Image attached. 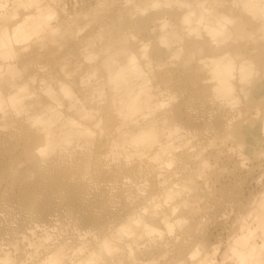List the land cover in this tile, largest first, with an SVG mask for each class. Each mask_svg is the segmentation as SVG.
Wrapping results in <instances>:
<instances>
[{"label": "bare ground", "instance_id": "1", "mask_svg": "<svg viewBox=\"0 0 264 264\" xmlns=\"http://www.w3.org/2000/svg\"><path fill=\"white\" fill-rule=\"evenodd\" d=\"M15 1L2 17L0 60L22 62L23 75L16 81L19 72L8 64L0 83V179L11 180L5 185L18 195L1 199L0 264H123L122 255L136 263L134 249L155 251L147 241L167 250L163 237L184 223L174 218L177 206L169 207L179 181L208 165L204 144L231 140L236 115L225 107L237 104L235 85L253 75L232 49L249 20L233 36V19L203 0ZM7 3L0 0V12ZM227 5L259 21L264 34V0ZM143 37L153 41L150 51ZM18 47L30 53L21 56ZM193 52L203 55L191 66ZM199 74L208 76L201 84L209 96L180 94L167 108L180 78L186 85ZM34 81L37 96L27 92ZM215 100L222 105L212 118L202 108ZM203 191L196 183L179 204L201 200ZM261 203L252 221L263 239L247 247L246 237L241 264H264ZM207 258L194 261L216 263Z\"/></svg>", "mask_w": 264, "mask_h": 264}, {"label": "rangeland", "instance_id": "2", "mask_svg": "<svg viewBox=\"0 0 264 264\" xmlns=\"http://www.w3.org/2000/svg\"><path fill=\"white\" fill-rule=\"evenodd\" d=\"M178 1L185 2L188 0ZM203 1L207 8L215 7L225 12L227 16L229 15L230 18L233 19L232 28L229 27V31L232 32L233 36L242 31L238 26L242 23L243 18L249 20L243 30L245 32L244 39L234 44L232 53L247 59L252 64L253 75L248 85H235V96L236 98L238 97L237 104L232 107L230 106L229 109V106L225 107L226 105H223L229 110L227 111L228 113L230 112L229 116H237L231 117L232 126L230 127L232 129L229 128L231 140H216L211 145L204 144L205 147L203 146L204 151L202 157L206 160L208 165L206 167H199L198 173L194 176L195 178L191 177L192 181L184 177L179 181V195L172 202L173 204H169V207L171 205L177 206V213L174 218L179 217L184 220V223L182 226L176 227L171 235L163 237L164 242L167 243V250L163 252L160 250L161 242L152 243L151 241H147L146 244L151 245L152 249L155 251L152 252L150 250L149 252H145L142 249L138 252L134 249L136 253V263H133L125 255H122L124 259L123 264H142L148 260L152 262L150 264H196L197 261L194 260L198 259V255L194 257V260L193 258L190 260L187 258L188 254L194 250L200 251L198 261L208 257L207 259H211L210 261H212V263L216 262L213 264H241L240 252H244L241 244L244 241H248L246 237L249 238L247 247L249 244V246L257 247L261 244L263 239L261 238V231L257 229L258 226L252 219L254 215L261 210L259 203L264 202V34L258 31L260 22H252L250 17H246L243 13H240L239 7L226 10L228 7L225 6H228L227 4L232 0ZM235 1L240 3L243 0ZM65 2L67 5H70L71 0H65ZM15 5V0H8L5 9L0 12V21L2 22H0V31L1 29L7 28V22L2 21V17L11 12ZM222 6H224L223 9H221ZM170 11L172 14L180 13L176 7H173ZM146 15L147 14L144 16ZM180 34L184 36V34ZM142 40L144 44L147 42V51H150L153 41H150L148 37H143ZM184 41L185 39H183L182 42ZM20 48L21 47L15 48L17 53L24 50ZM29 53L30 50L27 49L18 54L27 56ZM185 55L186 52L172 59V65H178L183 62ZM202 55L203 54L199 52H193L190 65L194 66L197 59L202 57ZM237 61L236 59V62ZM13 63L16 70L19 72L15 80L18 81L22 78V62L17 60L8 62L0 60V83L2 79L9 78V76L4 73L5 66ZM207 77L206 74H199L197 78L191 79L186 85H184L185 81L182 80L185 78L181 77V80H179L181 85L173 94H170L173 95L175 100L173 99L170 101L168 98L169 101L166 102L167 108L181 101V96L186 98L191 94L190 96L195 99L207 98L209 96L208 85L201 84ZM181 91L182 93H180ZM27 92H33L35 96H37L39 92L38 82L34 81ZM5 94V90L0 84V96H4ZM180 94L182 95L179 96ZM219 102V100H215L214 105L208 106L210 104H207L206 107L204 106L205 108L203 107L204 109L202 108V111H206L203 113H212L211 117L215 118L214 114L216 113L214 112H217L220 108V104L222 105V102ZM238 146L240 148H238ZM227 148H232L233 152L229 154ZM240 155L243 156V160L240 159ZM171 168L172 167L168 169ZM2 180L4 179H0V184ZM5 180L0 185V203L4 195H10L11 192V196L18 195V190L10 187V184L5 185L11 183V180ZM196 183L198 186L201 185L204 188L201 200L190 202L189 204H179L180 198L189 197L192 194ZM141 197H143V194L140 195L139 199H141ZM169 207L167 206V215L169 214ZM163 208L164 207L161 206L159 210ZM212 250H215V252L218 251L214 254L215 252ZM210 254L211 256L214 254L215 257L212 256L209 258ZM262 259H264V253L262 254ZM255 263L256 261H247V264Z\"/></svg>", "mask_w": 264, "mask_h": 264}]
</instances>
